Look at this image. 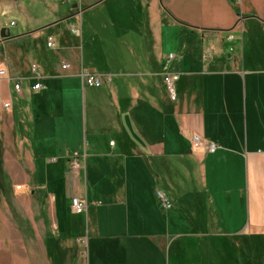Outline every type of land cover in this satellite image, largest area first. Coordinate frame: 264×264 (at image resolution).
<instances>
[{
  "label": "crops",
  "instance_id": "obj_1",
  "mask_svg": "<svg viewBox=\"0 0 264 264\" xmlns=\"http://www.w3.org/2000/svg\"><path fill=\"white\" fill-rule=\"evenodd\" d=\"M105 1L22 0L12 12L24 16L27 29L11 34L9 24L18 26L13 17L0 24V70L8 72L0 77V122L9 119L13 139L20 134L15 151L24 152L29 181L49 206L55 250L60 255L61 248L81 244L86 264H166L168 257L167 264H197L203 254L211 261L214 252L212 264H219L226 241L250 251L249 238H264V86L257 84L264 64L252 52L246 57L245 45L242 54L229 46V54L225 44L250 33L249 23L264 31V0H240L241 15L234 0L171 1L172 25L184 36L179 51L169 52L177 54L171 69L181 75L176 102L160 75L169 55L153 17L160 0H139L148 14L147 22L132 26L139 53L104 56L102 71L80 58L81 38L102 36L92 27L85 33V15ZM3 30L11 39L2 42ZM84 71L112 75V81L86 87ZM38 83L42 90L32 91ZM82 135L92 137L86 147ZM101 135L109 136L105 145ZM75 153L77 170L71 168ZM157 190L171 200L169 211ZM73 198L85 202L84 214L72 212ZM178 241L185 247L168 256ZM35 252L31 264H38ZM42 252L51 264L48 255L55 252Z\"/></svg>",
  "mask_w": 264,
  "mask_h": 264
},
{
  "label": "rangeland",
  "instance_id": "obj_2",
  "mask_svg": "<svg viewBox=\"0 0 264 264\" xmlns=\"http://www.w3.org/2000/svg\"><path fill=\"white\" fill-rule=\"evenodd\" d=\"M22 0H0V24L10 23L12 17L17 21L18 26L10 29L11 34H16L22 29H27V22L23 15L15 14V5ZM172 0H168V7L164 4L166 0H160L157 10L153 12L156 16V28L159 31L162 40V52L169 54L170 51H179L184 36L180 26H174L173 13L171 12ZM193 4L199 0H190ZM139 0H106L98 5V8L91 11L83 20L84 31L94 30V33L102 34L101 37L90 36L86 34L81 38L79 55L87 66H94L100 71L104 70L105 59L115 55H129L131 53H139L140 48L133 46L135 41L133 37V28L136 23L140 25L148 21L146 6H140ZM176 2V1H175ZM240 2V1H239ZM239 2H233V8L238 7ZM65 4V3H64ZM68 4V3H66ZM178 5L179 2L177 1ZM67 6V5H66ZM158 9L161 14L158 15ZM238 10V12H237ZM23 12V9H19ZM237 14L241 13V8H236ZM241 15V14H240ZM177 23L182 24L180 21ZM251 26L250 33L247 32L240 40L232 44H225V49L229 54L230 47H236V51L244 53L243 46H246L247 55L253 54L256 59L264 64V31L253 30ZM248 26V27H249ZM172 46V48H170ZM177 55V54H176ZM91 63V64H90ZM264 69V65L260 68ZM258 85L264 86V78H258ZM264 95V94H262ZM260 101V98H259ZM10 134L9 119L6 118L0 122V264H31V256H33V248L35 255H38L37 263L45 264L43 260V247L55 252L48 257H53L54 262L51 264H86L88 263L87 248L80 244L68 251L61 248L62 253L58 255L55 250L58 239L56 234V226L51 218L49 206L45 203L42 194L33 182L29 181L31 176L24 152L15 151L17 141L20 143V134L13 139ZM115 139V138H114ZM92 141L91 135L87 137L82 135V143L84 147ZM98 141L104 145L109 142V136L101 135ZM19 145V144H18ZM20 150V149H19ZM20 187V188H18ZM86 228V225H85ZM251 239V240H250ZM242 240V239H241ZM240 240V241H241ZM245 240V238L243 239ZM242 240V241H243ZM251 242L250 251L244 250L242 245L238 248L232 246L226 241L223 245L224 249L219 259V264H264V238H249ZM82 243V242H80ZM83 244V243H82ZM222 242L217 244L219 247ZM216 245V246H217ZM185 247L184 242H176L171 245L168 256L174 255L178 249ZM206 253H210L208 243H203ZM28 249H31L27 254ZM52 253V252H51ZM64 253V254H63ZM200 255V254H199ZM197 264H212L215 259V252L212 253V260L206 261L207 254H203ZM192 255L188 254L190 259ZM194 256V255H193ZM42 257V258H41ZM47 257V261L50 259ZM58 257L60 263L56 262ZM73 257L75 261L73 262ZM194 258V257H193ZM165 263H168L167 258ZM186 259V256H185ZM173 261V260H172ZM196 261V260H194ZM210 262V263H209ZM178 263H183L178 260Z\"/></svg>",
  "mask_w": 264,
  "mask_h": 264
},
{
  "label": "built area",
  "instance_id": "obj_3",
  "mask_svg": "<svg viewBox=\"0 0 264 264\" xmlns=\"http://www.w3.org/2000/svg\"><path fill=\"white\" fill-rule=\"evenodd\" d=\"M63 1L66 2V0H63ZM234 1H236L238 3L240 0H234ZM9 25L11 27H14L15 23L11 22ZM72 32L74 34L78 33V31L75 27L72 28ZM228 38H229V40H233V36H229ZM47 47L51 50L55 49V40L53 37L48 38ZM176 58H177L176 54H169L165 59V63L163 64L162 71L160 74L162 77L163 85H164V87L168 93L169 99L172 102L177 101L176 85L181 79V75L179 73L172 71V69H171V64ZM204 58H205V56H204ZM62 68H63V70H67L69 68V66L63 65ZM32 72H33V74L34 73L36 74V72H37V66L36 65H33ZM7 76H8L7 70L1 69L0 70V77L6 78ZM81 77H82L86 87L95 88V89L103 88L106 85L110 84L112 81V75L97 74V73H92L89 71L82 72ZM14 84H15L14 85L15 91L20 94L22 91L21 81H18V82L15 81ZM42 88H43L42 85L38 83L32 87V91L38 92V91L42 90ZM4 107L6 109H8L9 105L6 104ZM192 144L194 147L201 146L202 145L201 138L198 136L193 137ZM216 149H217L216 144L211 143L208 145V151L209 152L214 153L216 151ZM72 159L73 160L71 163V168L73 170H77L80 166L79 155L77 153L73 154ZM156 197H157V199L160 203V206L163 210L169 211L173 207L171 200L169 199V197L167 196V194L164 191L157 190L156 191ZM71 209H72V212L74 214L82 215L86 212L87 206H86L85 202H83L79 198H73L72 202H71Z\"/></svg>",
  "mask_w": 264,
  "mask_h": 264
},
{
  "label": "water",
  "instance_id": "obj_4",
  "mask_svg": "<svg viewBox=\"0 0 264 264\" xmlns=\"http://www.w3.org/2000/svg\"><path fill=\"white\" fill-rule=\"evenodd\" d=\"M66 20H68V19H66ZM1 37H2V42L11 39L9 36L6 35L5 30L2 31Z\"/></svg>",
  "mask_w": 264,
  "mask_h": 264
},
{
  "label": "bare ground",
  "instance_id": "obj_5",
  "mask_svg": "<svg viewBox=\"0 0 264 264\" xmlns=\"http://www.w3.org/2000/svg\"><path fill=\"white\" fill-rule=\"evenodd\" d=\"M18 188H20V187H18Z\"/></svg>",
  "mask_w": 264,
  "mask_h": 264
}]
</instances>
